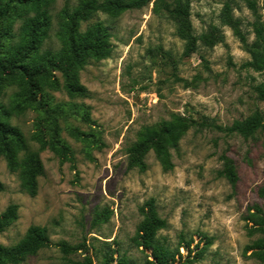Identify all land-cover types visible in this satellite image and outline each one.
Returning a JSON list of instances; mask_svg holds the SVG:
<instances>
[{
    "label": "rangeland",
    "instance_id": "rangeland-1",
    "mask_svg": "<svg viewBox=\"0 0 264 264\" xmlns=\"http://www.w3.org/2000/svg\"><path fill=\"white\" fill-rule=\"evenodd\" d=\"M153 1L117 16L97 13L89 21L108 27L111 51L78 70L86 96L68 95L59 73V88L44 85L52 104L68 110L59 120V137L71 157L33 138L38 113L32 107L13 110L6 119L38 154L43 175L31 197L18 171L11 172L0 156V213L10 204L18 207L17 219L0 232V244H17L32 225L45 228L50 239L19 264H146L150 249L142 246L138 227L149 202L164 221L157 236L172 255L168 264H264V249L256 244L263 237L264 131L243 138L200 126L205 119L230 126L256 109L264 118L257 91L264 90V71L243 66L250 55L221 19L228 5L252 43L253 22L264 26V0H188L193 44L177 35L173 20L155 12ZM66 3L76 0L54 2L53 28L43 48L60 47L55 16ZM208 37L221 41L211 46ZM18 92L16 85L5 87L0 102L12 110ZM174 114L195 124L169 149V164L150 150L144 169L129 168L128 148L142 129ZM71 127L91 137L75 138ZM223 155L233 161L235 183L221 173Z\"/></svg>",
    "mask_w": 264,
    "mask_h": 264
},
{
    "label": "trees",
    "instance_id": "trees-1",
    "mask_svg": "<svg viewBox=\"0 0 264 264\" xmlns=\"http://www.w3.org/2000/svg\"><path fill=\"white\" fill-rule=\"evenodd\" d=\"M56 0H0V95L5 87L16 85L19 92L17 101L11 110L0 102V156L7 162L11 172L18 171L23 190L31 197L35 196L38 187V177L43 175V167L37 153L30 152L22 132L10 125L6 119L13 110L32 107L38 113L35 122L33 138L43 146L62 157H71L70 148L59 137L61 127L59 120L65 118L68 110L63 104H52V97L44 92V85L57 89L60 87L55 73L63 79L62 87L70 96H86V89L80 84L78 70L90 59L100 60L110 55L111 33L101 21L89 23L97 13L117 16L129 9H138L151 0H76V4L66 3L56 14L55 37L60 42L58 49L43 48L50 40L53 28L51 8ZM154 10L157 14L173 20L177 35L194 43L189 21L188 0H154ZM249 7L255 15V6L249 2ZM223 24L231 27L244 50L250 55V60L243 66L256 72L264 71V26L253 22L255 40L248 43L239 27L238 19L231 15L228 5L222 11ZM19 23L15 29V25ZM83 24H86L83 27ZM208 45L220 42V37H208ZM259 97L264 99V90L257 89ZM72 108L71 105H68ZM81 119L90 123L86 110H81ZM194 122L174 114L168 121L155 126H146L139 133L137 141L128 148L129 168H145L144 156L152 150L156 158L163 164H169V149L177 148L181 137L188 132ZM200 126L213 128L225 134H237L243 138L253 137L259 131H264V118L256 109L243 120H235L230 126L222 127L213 121L204 120ZM70 134L75 138L86 139L91 135L70 128ZM23 155L19 157V153ZM223 160L221 173L235 183L237 176L233 161L226 157ZM4 189L0 182V191ZM144 218L138 227V238L143 247L150 249L151 261L146 264H168L171 258L169 249L160 243L157 233L162 229L161 220L152 202L147 204ZM17 205H8L0 213V232L11 225L18 217ZM97 218H101L97 215ZM261 233L263 237L256 241L259 248L264 249V214L261 217ZM50 245L45 228L30 226L24 238L15 245L0 244V264H19L27 257L35 255L40 249ZM63 250L69 247L65 243ZM125 264V262H120Z\"/></svg>",
    "mask_w": 264,
    "mask_h": 264
}]
</instances>
